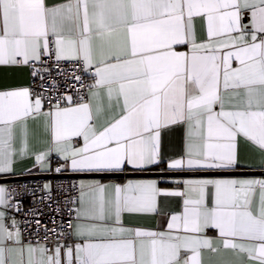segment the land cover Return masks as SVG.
Wrapping results in <instances>:
<instances>
[{"label":"snow or ice","instance_id":"obj_1","mask_svg":"<svg viewBox=\"0 0 264 264\" xmlns=\"http://www.w3.org/2000/svg\"><path fill=\"white\" fill-rule=\"evenodd\" d=\"M62 61L91 83L56 94ZM5 67L40 83L0 88V173L55 153V172L101 179L69 186L52 251L0 211V264H264V178H239L264 169V0H0ZM15 195L0 185V208Z\"/></svg>","mask_w":264,"mask_h":264},{"label":"built area","instance_id":"obj_2","mask_svg":"<svg viewBox=\"0 0 264 264\" xmlns=\"http://www.w3.org/2000/svg\"><path fill=\"white\" fill-rule=\"evenodd\" d=\"M61 68H63L65 75H57L55 69H53L52 73L53 77L60 85V92L56 94H72L75 90H70L67 87L68 83H74L76 84V88H79V83L73 80V74L83 75L85 77V83H91L89 75L87 73H82L74 62L62 61ZM33 83L38 85L40 81L36 80L33 82L31 80L30 84ZM80 91L83 92L84 90L80 89ZM52 160L54 164L52 165L51 175L61 174L62 172L57 173L54 171L59 164L55 159ZM49 181L54 189H59L54 191L51 199H49L46 191H42V179H28L8 183L6 187L10 191L15 189L16 193H19V195H15L11 198L10 203L13 207L8 209L4 208V212L7 219H14L16 221V228H18L22 234L23 244H40L52 251L58 239L63 243V238L58 237L56 233H63V236L67 237L68 233L71 232V229L67 227L70 217L66 201L70 197L78 195L75 190L69 187L73 184L78 185V180L75 178L51 177ZM23 185L28 186V191L23 190ZM57 207L60 208L59 212L54 211ZM37 221H39L38 224ZM53 229H55V232L52 231ZM46 230L47 239H45ZM72 242L73 239L68 240L69 244Z\"/></svg>","mask_w":264,"mask_h":264},{"label":"crops","instance_id":"obj_3","mask_svg":"<svg viewBox=\"0 0 264 264\" xmlns=\"http://www.w3.org/2000/svg\"><path fill=\"white\" fill-rule=\"evenodd\" d=\"M243 23L250 24V14L248 17H246L243 20ZM30 77L26 70L23 69H11V68H0V88H6V87H17V86H28L30 84ZM91 82V79H90ZM103 121H101L102 123ZM82 143V141H81ZM40 145L37 143V147ZM58 161V157L55 153L52 154L50 157V167L52 169V165L54 164L53 160ZM60 163H63L60 161ZM250 171H264V169H260L259 167H253ZM61 174L63 175H72L77 173H72L71 171H63ZM21 175H49L51 176V171H48L46 169H42L39 166L34 164V159L32 158H25L22 160H19L14 168L13 173H0V177H11V176H21ZM51 178V177H50ZM50 178L43 179V185L45 183H50ZM239 178H249V179H261L264 178V175H239ZM95 179H101V178H91V177H84L77 179L78 184L80 182H90ZM147 179H157L154 177H133V178H116V179H109V178H103L101 180L102 183L110 184V183H124L127 180H147ZM8 184V183H7ZM7 184H0L6 187ZM0 211H4V208H0ZM160 218L156 216H150L144 218V223L146 226L154 227L158 223H160ZM5 224L9 227L10 230L15 231L16 227H12V220L7 219L5 217ZM209 236L215 237L216 232L215 230H210L208 232ZM75 239L74 237L72 238ZM28 245V244H24ZM40 245V244H39ZM35 246V245H33ZM54 250V249H53ZM25 260H27V254H25ZM241 258L235 257L231 254L222 255V256H212L209 257L206 254V264H220L222 261H231L233 264H240Z\"/></svg>","mask_w":264,"mask_h":264},{"label":"water","instance_id":"obj_4","mask_svg":"<svg viewBox=\"0 0 264 264\" xmlns=\"http://www.w3.org/2000/svg\"><path fill=\"white\" fill-rule=\"evenodd\" d=\"M264 171H249L245 172L240 175H262ZM159 174L156 172H146L143 174H132L128 173L125 175H121L119 177L117 176H109L105 178H111V179H116V178H133V177H154L158 178ZM50 177H59V178H75V179H80L84 177H91V178H100V177H95V176H90V175H85V174H72V175H51ZM49 175H21V176H11V177H0V184H7V183H12V182H18V181H23V180H28V179H45V178H50Z\"/></svg>","mask_w":264,"mask_h":264}]
</instances>
